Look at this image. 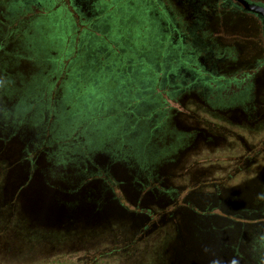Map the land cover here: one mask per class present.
Returning <instances> with one entry per match:
<instances>
[{
    "label": "flooded vegetation",
    "instance_id": "flooded-vegetation-1",
    "mask_svg": "<svg viewBox=\"0 0 264 264\" xmlns=\"http://www.w3.org/2000/svg\"><path fill=\"white\" fill-rule=\"evenodd\" d=\"M47 1L0 0V99L8 100L4 106L0 102V114L9 116L7 122L16 114L27 115L30 125L23 128L22 148L28 168L29 152L38 137L35 129H42L43 119L55 107L48 102L47 81L54 73L59 79L62 73V65L56 70L57 61L47 59L49 47L60 43L57 35L44 37L46 28L58 27V22L49 24L53 20L44 10ZM54 2L59 15L76 20V28L86 25L89 40L100 42L98 49L89 52V67L99 72L97 88L106 92L98 105L88 93L87 98L82 95L85 100H73L66 87H59L60 114L52 116L51 127L56 138L61 134L64 145L57 154L70 156L71 161L61 163V156L33 161L32 173L37 178L54 176L75 187L85 178L83 173H106L111 186L118 188L124 200H133L139 210L156 213L153 208H159L172 214L173 228L184 229V234L177 232L178 241L191 254L188 260L221 264L228 259L227 248L231 258L261 255L264 264V247L254 240L257 237L260 242L264 234V0ZM144 42L148 49L142 55L154 72L140 61L124 58L138 47L143 50ZM68 77L67 70L61 85ZM83 80L86 84L89 77ZM132 94L135 101L129 98ZM102 104L105 110L100 109ZM71 105L74 113H66ZM78 106L85 114L76 111ZM201 114L221 121L212 122ZM228 122L246 131L248 141L235 133V140L227 143L223 133L228 134L224 124ZM238 141L245 154H233L221 163L235 168L236 176L243 171L246 178L240 184L225 189L217 182L210 191L195 187L179 198L184 185L173 184L176 178L198 182L211 173L210 168L196 167L195 156L189 155L196 153L193 150L239 147ZM95 183L91 181L83 190L92 189L95 195ZM91 192L87 212L100 205L104 215L119 216L122 199L97 204ZM177 212L179 219H175ZM240 217L254 219L258 229L254 225L240 228ZM134 224L129 225L138 227ZM180 247L175 248L177 255Z\"/></svg>",
    "mask_w": 264,
    "mask_h": 264
},
{
    "label": "trees",
    "instance_id": "trees-1",
    "mask_svg": "<svg viewBox=\"0 0 264 264\" xmlns=\"http://www.w3.org/2000/svg\"><path fill=\"white\" fill-rule=\"evenodd\" d=\"M146 44L147 42H144L143 47L145 48L143 50L140 47L136 48L133 53L135 57L133 56L131 60L140 61L154 72L155 70L151 68L142 55L148 49ZM47 59L55 60L49 55ZM100 61L102 64L105 62ZM111 68V71H114L116 67L111 65ZM89 72H91L90 67L73 73L72 77L78 86H87L88 83H81V80L83 78L86 80ZM122 83H125L124 80ZM86 93L83 91L85 98H87ZM83 96L82 100H85ZM7 101L0 99L2 106ZM78 107L82 108L81 106ZM76 111L79 114L84 112H80L78 109ZM69 113H74L73 105H71ZM8 118L9 116L5 113L0 114V264H42V255L54 250L76 252L75 250L79 249L78 252L82 253L79 257L81 264H95L97 259L111 253L134 252V245L137 244L139 236L144 233V227L138 231L139 234L137 233L136 236H124L123 224L113 219L116 215L113 216V213L108 216L104 215L100 205L94 207L93 210L90 207L88 212L86 210V204L90 202L92 197L88 193L92 189H89V192L83 189L91 181H95V185L98 187L95 195L94 192H91L96 198L95 203L100 204L103 200L115 201V197L124 200L118 188L111 186V177L105 178L106 173H93L91 175L83 173L85 178L77 183L76 187L73 183L67 184L54 176L37 178V174L32 173L35 172L33 161L51 160L58 156H61L60 162L62 161L64 164L67 159L69 162L71 161L70 156L57 154L59 149L64 148V145L61 146L63 144L60 138L61 134L58 133L56 138L53 133L52 115H48L46 121L43 119L45 124L42 125V129H35L38 132V137L33 151L29 152L30 157H32L31 168L27 167L28 162L23 156L24 148H22L26 141L23 128L25 125H30L26 121L27 115L16 114L11 122H7ZM56 166L57 163H53V167ZM64 168L66 169V166ZM35 179L37 182L39 181L36 189V191L39 190L38 192L32 191ZM101 187L104 188L102 191ZM30 199H35L36 210L32 208V205H29ZM121 205L124 207L123 202ZM137 211L141 213L142 219L147 218L155 222L159 218L157 213ZM42 213L44 218H42ZM49 220L54 221L51 223ZM254 240L259 247H264V234L261 236L260 242L257 237ZM225 251L224 253H228V259L222 260L221 264H262L261 255L248 259V257L245 258L238 254L237 257L231 258V250L225 248ZM197 255L199 256V254ZM168 262L169 260L164 257V263L168 264ZM209 264L212 263L209 262Z\"/></svg>",
    "mask_w": 264,
    "mask_h": 264
},
{
    "label": "rangeland",
    "instance_id": "rangeland-1",
    "mask_svg": "<svg viewBox=\"0 0 264 264\" xmlns=\"http://www.w3.org/2000/svg\"><path fill=\"white\" fill-rule=\"evenodd\" d=\"M47 1V0H45ZM45 11L46 13L51 15V19L53 20L52 22H49V24H52V26H55L58 22V27H52L51 29H45L44 34L46 39H50L51 35H57L60 39V43L57 41V44H53L51 47H49V50L47 54L57 61V67L56 70H58L60 67V78L56 77L55 73L53 74V77L48 79L47 84L50 86V92L48 94V102L52 104V106L55 107L53 110H50L48 112V115L52 116H57L60 114V105L57 107L59 102H56V96L57 92L59 90V87H66L67 90L70 91L72 99L77 100V98L82 97L83 91H86L88 94L92 95L93 100H98L99 102L97 103H102L104 100L103 98L105 97V90L101 91L97 88L98 86V73H95L93 71L88 73L89 77V82L87 86H78L76 81L73 79L72 75L74 71H80L81 67L85 69H88L89 66L91 67L92 60L89 57V52L93 51V49H98L99 48V41H90L88 34L85 33L87 27L84 25V27H77L79 28V31L76 30V20L75 21H70L69 19L64 18L62 15H59L60 12L59 10H55V2L54 0H48L46 2ZM54 13V14H51ZM84 21V20H83ZM89 31V30H87ZM97 33V32H96ZM57 37V38H58ZM107 40H105L106 42ZM118 46V45H117ZM120 47V45H119ZM135 51H131L128 54H126L125 59L131 60L133 59ZM87 53V54H85ZM116 53V52H115ZM91 55V53H90ZM131 56V57H130ZM135 57V56H134ZM122 58V59H124ZM101 58L100 60H102ZM73 61L71 67H67L66 65L70 64ZM59 65H62L59 67ZM103 65V64H102ZM70 73L68 79L66 80V84L61 85L62 76L63 72ZM160 72H163V67L160 66ZM75 81V82H74ZM93 83V84H92ZM122 83V82H121ZM103 92V93H102ZM58 94H60L58 92ZM62 94V92H61ZM82 94V95H81ZM31 96L33 98H37L36 93H32ZM137 96V95H136ZM132 100H136L134 95L132 94L131 97H129ZM128 99V100H130ZM172 106H177L180 107L178 103L172 102ZM80 112H83L82 108L77 107ZM100 109H106L105 105L102 104L100 106ZM71 110V107H67L66 113ZM202 116L209 117L208 119L211 120L212 122H218L220 123V118H215L211 117L210 115H204L201 114ZM226 125V130L228 134L223 133L227 138L226 142L230 143L232 140H235L234 135L235 133H238L240 136L242 135L245 139V142L248 141V134L246 131H244L241 128H238L236 125L231 124V123H224ZM239 147H234L232 145L227 146L225 145L224 148H220L219 146H212L209 148H202L201 150L199 148L193 150L196 153H190L189 155L195 156V159L192 161H195L196 167H207L210 168L209 175H206L205 178H207L204 181H199L198 182L193 180L189 182L187 179H180L176 178L173 182L175 185H184V188L181 190L180 194V199H183L185 194L189 193L193 188L195 187H201L204 191H210L213 190L214 187H217L218 183L221 185L223 188H231L234 185L240 184L246 177L244 174L239 171L238 174L241 175H235V168L231 169L229 168L230 164H227V162L221 163L223 161H227L231 156L234 155H243L245 154V148L242 143L238 141ZM16 146L14 145V148ZM233 148V149H232ZM232 149V150H231ZM264 149V148H263ZM205 157V158H204ZM202 160V161H201ZM205 160V161H204ZM201 161V162H198ZM182 162H185L183 159ZM213 162H218L216 165L211 164ZM188 167H191L190 161L187 163ZM217 166L221 167H227L225 171H221L220 169L216 168ZM182 165L180 170L182 169ZM255 173V171L253 172ZM236 176V177H235ZM231 177V178H230ZM39 182V181H38ZM38 182L37 179L34 180L33 182V192H38L36 189L38 188ZM213 184H212V183ZM222 182V183H221ZM190 183V184H188ZM200 189V188H199ZM31 201L29 202V205L33 206V209H37L35 206L36 201L35 199H30ZM41 201V200H40ZM123 209H120V214L119 216L116 215L113 217V219H116V221H119L120 223L123 224L124 229L123 235L124 236H131V235H137L138 231L144 227V233L139 236V239L137 241V244L134 245V252L132 251L131 253H126L125 251L121 254H116V253H111L110 255H106L101 259H97V262L95 264H166L164 263V257H166L169 262L168 264H197L195 260L192 258L188 260V256L191 254L189 251L186 249V247H180V241H178L179 238V233H177V230L180 231L182 234H184V229L182 227L173 228V223L170 220V216L172 215L170 212L167 210L165 211H158L159 208H153L156 210V213L158 214V220L156 219L155 222L148 220L146 223L142 220V215L139 211L138 208H136L135 202L133 200H123ZM213 213H218V214H223L224 216H232L231 214H227L224 212H219V211H213ZM44 214L42 213V216ZM246 216V215H245ZM43 216L42 218H44ZM112 219V218H111ZM118 219V220H117ZM179 219V214L178 212L176 213V218ZM239 226L240 228H250V226L254 225L256 226L255 229H258L257 226L258 222L255 221L254 219H248L246 217H240L239 218ZM142 220V222H141ZM51 223L54 220H49ZM135 223V224H134ZM139 223H144L143 225ZM253 223V224H252ZM129 224H134L138 225V227H131ZM179 224V223H178ZM136 225V226H137ZM181 229V230H180ZM139 234V233H138ZM183 245V244H182ZM176 246L180 247V253L177 255L176 254ZM133 248V247H132ZM136 249V250H135ZM74 251H68L65 252V250L62 251H53L50 253H44L42 255V264H81V261L79 260L80 255L82 254L81 252H78L79 249ZM139 251V252H138ZM106 257V258H105Z\"/></svg>",
    "mask_w": 264,
    "mask_h": 264
}]
</instances>
